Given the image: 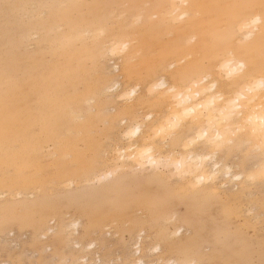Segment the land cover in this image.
<instances>
[{
    "label": "rangeland",
    "instance_id": "obj_1",
    "mask_svg": "<svg viewBox=\"0 0 264 264\" xmlns=\"http://www.w3.org/2000/svg\"><path fill=\"white\" fill-rule=\"evenodd\" d=\"M52 1L63 5L69 0H0V4L24 6L17 10V19L7 39L0 19V53L14 54L23 63L44 59L45 67L50 70L55 68L53 64L60 66V59L50 53V42H39L41 34L37 33L47 24L43 21L57 12ZM123 5L121 2L111 16L113 28L116 16L127 7ZM149 6L146 4V8ZM52 34L53 31L49 36ZM20 37L23 41L17 50L15 45ZM166 38L173 39L174 35ZM105 42L110 49V41ZM158 52L155 51V57ZM110 53L108 50L96 64L88 66L89 84L98 83L102 92L75 100L70 108L74 115H66L65 125H70L71 142L78 150L68 153L59 150L62 140L45 143L40 161L25 170L27 177L35 175L41 180L22 186L14 185L17 168L11 163L1 165L0 181L5 185L0 186V261L13 259L23 264H41L55 259H78L81 264H159L160 261L164 264H234L254 259L258 262L264 245V179L261 181V176L255 178L256 175L253 178L252 174L261 161L260 151L252 146L254 149L245 153L239 166L234 157L223 156L221 163L232 167L233 174L242 173L244 179L227 180L219 175L216 187L191 198L187 193L192 177H187V182L182 181L181 186L166 188L156 175L149 174L155 172L153 167L146 165L137 173L130 167L133 162L126 159L124 168H118L123 163L116 159L119 152L101 146L118 119L121 123L124 118L129 123L138 119L131 111L130 102L121 100V93L130 84L143 81L126 76L127 53ZM145 55H138L134 63L137 65ZM97 66L101 74L92 75ZM173 66L168 64L159 75L169 76ZM117 82L121 83L119 89L114 88ZM85 90V84L76 85V92ZM31 106L35 110L42 108L40 103ZM143 119L148 122L147 115ZM83 125L90 127L88 133L93 148L86 149L81 141ZM34 131L36 135L39 133L37 126ZM141 138L124 141L122 149L128 148L130 142L142 144ZM162 146L163 154L170 150L177 155L184 152L182 145L164 143ZM78 151L84 152V161L93 164V170L78 172L79 165L73 158V153ZM63 169L71 170V174L59 177ZM114 169H119L118 177L100 178ZM162 200L174 207L172 215H153L152 209ZM40 216L44 217L41 227L37 224ZM138 247L141 251L136 250Z\"/></svg>",
    "mask_w": 264,
    "mask_h": 264
},
{
    "label": "bare ground",
    "instance_id": "obj_2",
    "mask_svg": "<svg viewBox=\"0 0 264 264\" xmlns=\"http://www.w3.org/2000/svg\"><path fill=\"white\" fill-rule=\"evenodd\" d=\"M11 1L22 2L23 0ZM121 2L127 7L116 16L117 23L113 28L110 25L114 23L111 16L116 13ZM260 2L261 0H90L89 2L69 0L63 5L59 2L55 5L52 1V6L57 8V12L47 21H43L47 24L44 25V29L42 27L41 31L37 30V33L41 34L39 42H50V53L60 59L61 65L56 67L58 64L56 62L57 64H53L55 68L50 70L45 67V61L42 58V60L34 59L23 63L14 54L0 53V61H4L0 64V167L6 163L13 164L18 170L14 185L22 186L38 180L35 175L27 177L25 170L29 166L37 165L40 161L45 143L62 140L63 145L59 146V150L66 153L78 150L77 145L71 142L70 125L67 127L65 125L66 115H74L70 108L75 100L86 99L93 93L102 92L98 83L89 84L88 66L96 64L97 60L108 50L112 55L127 53L125 73L129 79L138 78L144 82L164 71L168 64H173L179 72L187 66L190 57H198L218 42V38L214 36L213 17L219 10L213 6L259 5ZM148 3L151 6L146 8ZM52 6L50 5V13L53 11ZM250 11L259 12L258 9ZM125 20L127 24H124ZM57 28L63 30L57 31ZM52 31L53 34L49 36ZM170 34L174 35L173 39L166 38ZM105 40L110 41V49L105 46L108 43ZM22 41V37L17 39L15 45L17 50L20 49ZM123 44H128L129 47L125 51L113 53L112 50L116 45ZM227 46L253 66L259 67L262 48H264V32L257 30L251 39H245L244 36L227 38ZM154 48L156 50H153ZM155 51H159L157 57L154 56ZM142 53L146 55L136 65L134 60ZM142 67L146 69L144 72L139 71ZM77 84H85L86 90L81 93L76 92ZM120 87V82L114 84L115 89ZM193 101L195 102V97ZM203 102L210 103V99ZM35 103L42 104V108L35 110L31 106ZM72 119L74 120V117ZM76 119L77 116H75ZM6 125L7 139L5 137ZM36 126L39 130L37 135L34 133ZM81 128L84 131L81 139L84 147L93 148L94 145L88 133L90 127L83 125ZM250 138L252 146L259 152V135ZM146 139L142 137L140 145L130 144V142L128 148L119 149L116 159L123 163L118 168L121 166L124 168L126 159L131 160L133 165L138 167L137 161L131 157L139 156L146 148H151L154 159L163 160L166 165L170 163L174 172L176 166L181 165L182 171L193 173L188 177H192L193 180L197 179L194 175L199 163L197 156L189 160L186 157L182 158L179 152L177 155L171 150L163 154L161 153L163 140L159 145L155 142L146 143ZM172 144L182 145L184 152L186 151L183 144ZM75 153H73V158L79 165V173H88L95 168L93 164L84 161V152ZM260 155H262L261 161L252 174L253 178L255 175V178L260 177L264 169V154L260 152ZM145 163L150 168L152 167L147 160ZM218 163L219 168L213 166V170L217 173L216 179L219 175L227 180L241 181L244 179L242 173L233 174L232 167L224 166L221 160ZM109 172L106 171V174L101 175L100 178L107 177ZM70 174L71 170L63 169L58 176L64 177ZM237 176L241 178L237 179ZM3 185L5 183L0 181V186ZM37 224L40 227L44 224L43 216L39 217ZM136 250L141 251L140 247Z\"/></svg>",
    "mask_w": 264,
    "mask_h": 264
},
{
    "label": "snow or ice",
    "instance_id": "obj_3",
    "mask_svg": "<svg viewBox=\"0 0 264 264\" xmlns=\"http://www.w3.org/2000/svg\"><path fill=\"white\" fill-rule=\"evenodd\" d=\"M21 5L0 4V19L7 39L17 19V10ZM219 11L213 17L214 36L218 42L202 52L198 57L189 58L187 66L177 72L175 66L169 76L157 74L142 84H130L124 90L121 100L130 102L131 111L138 119L129 123L118 119L107 133L102 149H115L119 152L124 141H138L146 137V143L155 142L183 144L186 151L179 155L189 160L198 157L199 163L194 173L197 179L191 182L189 198L198 196L204 190L216 187L217 173L213 166L219 168L218 161L225 155L234 157L237 166L243 163L246 152L252 148L250 137L259 135V150L264 154V48L259 67L250 64L243 57L227 46V38L244 36L251 39L254 32H264V0L255 4L215 5ZM258 9V13L250 10ZM128 44L116 45V51H125ZM145 68H140L144 72ZM97 66L92 75H100ZM120 95V93H117ZM195 97V102L193 98ZM210 103L203 101L209 100ZM220 103L217 104L216 102ZM147 115V123L144 116ZM8 129L5 126L7 139ZM137 161L130 165L133 171L140 172L146 168L145 161L151 164L156 177L166 188L181 186L187 182L191 171H182L181 165L176 171L171 164L157 161L152 156V149L146 148L139 156H132ZM109 176H119V169L109 172ZM237 176V179H240ZM264 179V169L261 172ZM153 215H172L174 207L168 201H160L152 209ZM251 234H249L250 236ZM251 251V249H249ZM262 258L245 259L234 264H264V245L261 247ZM0 264H23L19 260H3ZM41 264H81L78 259H55L42 261ZM159 264H164L160 261Z\"/></svg>",
    "mask_w": 264,
    "mask_h": 264
}]
</instances>
